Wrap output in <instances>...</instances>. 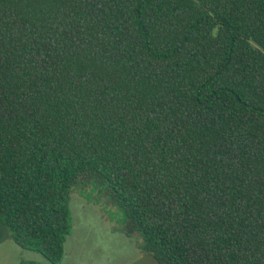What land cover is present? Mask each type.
I'll use <instances>...</instances> for the list:
<instances>
[{"label": "trees", "instance_id": "trees-1", "mask_svg": "<svg viewBox=\"0 0 264 264\" xmlns=\"http://www.w3.org/2000/svg\"><path fill=\"white\" fill-rule=\"evenodd\" d=\"M74 189L155 264H264V0H0V225L60 264Z\"/></svg>", "mask_w": 264, "mask_h": 264}, {"label": "rangeland", "instance_id": "rangeland-1", "mask_svg": "<svg viewBox=\"0 0 264 264\" xmlns=\"http://www.w3.org/2000/svg\"><path fill=\"white\" fill-rule=\"evenodd\" d=\"M94 192L74 189L70 199L71 232L64 243L60 264H155L140 249L136 234L120 230L121 214L93 200ZM34 261L52 264L40 252L16 244L5 226L0 225V264Z\"/></svg>", "mask_w": 264, "mask_h": 264}]
</instances>
